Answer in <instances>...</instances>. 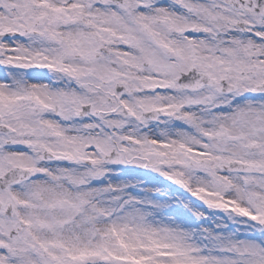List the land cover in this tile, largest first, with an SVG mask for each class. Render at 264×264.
Instances as JSON below:
<instances>
[{
  "label": "snow or ice",
  "instance_id": "obj_1",
  "mask_svg": "<svg viewBox=\"0 0 264 264\" xmlns=\"http://www.w3.org/2000/svg\"><path fill=\"white\" fill-rule=\"evenodd\" d=\"M0 264H264V0H0Z\"/></svg>",
  "mask_w": 264,
  "mask_h": 264
}]
</instances>
